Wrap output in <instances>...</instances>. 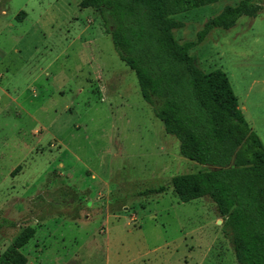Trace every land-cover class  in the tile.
Listing matches in <instances>:
<instances>
[{"label": "rangeland", "instance_id": "obj_1", "mask_svg": "<svg viewBox=\"0 0 264 264\" xmlns=\"http://www.w3.org/2000/svg\"><path fill=\"white\" fill-rule=\"evenodd\" d=\"M79 1L0 0V264L13 250L25 264H237L214 204L180 201L170 185L201 165L179 154L97 12ZM236 1L174 14L175 38L194 39ZM256 3L255 17L211 29L190 53L203 71L225 73L264 148ZM25 227L33 235L10 250Z\"/></svg>", "mask_w": 264, "mask_h": 264}, {"label": "trees", "instance_id": "obj_2", "mask_svg": "<svg viewBox=\"0 0 264 264\" xmlns=\"http://www.w3.org/2000/svg\"><path fill=\"white\" fill-rule=\"evenodd\" d=\"M217 0H80L93 8L118 58L134 72L141 98L179 154L201 165L170 177L180 201L207 197L221 219L237 264H264V148L238 108L225 73L203 71L190 53L213 28L229 29L240 16L255 17L256 0L225 4L206 20L195 38L179 41L174 14ZM23 12L15 17L20 19ZM16 166L12 171H16ZM160 186L158 191H162ZM25 227L10 250L33 235ZM12 264L26 258L13 250Z\"/></svg>", "mask_w": 264, "mask_h": 264}, {"label": "crops", "instance_id": "obj_3", "mask_svg": "<svg viewBox=\"0 0 264 264\" xmlns=\"http://www.w3.org/2000/svg\"><path fill=\"white\" fill-rule=\"evenodd\" d=\"M238 108L241 110L242 109V107H239L238 106ZM241 113H242V111H241ZM242 115H243V113H242ZM244 117V116H243ZM245 119V118H244ZM247 122V121H246ZM248 124V123H247ZM164 131V130H163ZM165 134H167V133H165ZM167 135H169V134H167ZM170 136H172V135H170ZM173 137V136H172ZM189 160V159H188ZM191 161V160H190ZM194 162V161H193ZM174 192V191H173Z\"/></svg>", "mask_w": 264, "mask_h": 264}]
</instances>
